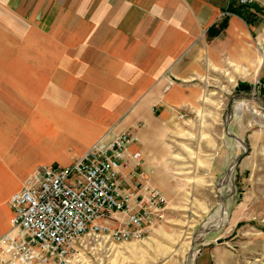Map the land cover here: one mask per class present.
Segmentation results:
<instances>
[{
    "label": "crops",
    "instance_id": "1",
    "mask_svg": "<svg viewBox=\"0 0 264 264\" xmlns=\"http://www.w3.org/2000/svg\"><path fill=\"white\" fill-rule=\"evenodd\" d=\"M257 78L264 0H0V237L11 194L37 167L70 165L139 124L130 151L158 188L179 114L204 110L213 80L243 92ZM229 116L225 129L239 127L242 113Z\"/></svg>",
    "mask_w": 264,
    "mask_h": 264
},
{
    "label": "rangeland",
    "instance_id": "2",
    "mask_svg": "<svg viewBox=\"0 0 264 264\" xmlns=\"http://www.w3.org/2000/svg\"><path fill=\"white\" fill-rule=\"evenodd\" d=\"M233 83L213 80L204 110L179 114L176 158L157 188L168 202L164 220L141 240L74 264H264V80H244L243 92ZM236 109L239 127L226 130Z\"/></svg>",
    "mask_w": 264,
    "mask_h": 264
},
{
    "label": "built area",
    "instance_id": "3",
    "mask_svg": "<svg viewBox=\"0 0 264 264\" xmlns=\"http://www.w3.org/2000/svg\"><path fill=\"white\" fill-rule=\"evenodd\" d=\"M140 126L101 137L70 165H42L28 175L9 199L0 264H74L86 252L141 240L162 222L167 199L138 169L141 153L130 151Z\"/></svg>",
    "mask_w": 264,
    "mask_h": 264
},
{
    "label": "trees",
    "instance_id": "4",
    "mask_svg": "<svg viewBox=\"0 0 264 264\" xmlns=\"http://www.w3.org/2000/svg\"><path fill=\"white\" fill-rule=\"evenodd\" d=\"M241 16H245L243 13H240ZM246 17V16H245Z\"/></svg>",
    "mask_w": 264,
    "mask_h": 264
}]
</instances>
